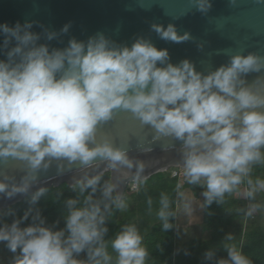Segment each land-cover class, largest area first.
I'll return each mask as SVG.
<instances>
[{"label": "clouds", "instance_id": "obj_1", "mask_svg": "<svg viewBox=\"0 0 264 264\" xmlns=\"http://www.w3.org/2000/svg\"><path fill=\"white\" fill-rule=\"evenodd\" d=\"M191 3L201 12L211 7L209 0ZM31 27L27 22L13 27L0 24V33L6 37L4 47L9 38L16 41L7 60L0 61V163L10 157L26 161L31 179H35L31 174L41 167L48 168L46 158L89 165L99 157L108 161L112 169L118 165L131 169L134 164L125 151L113 148L106 139L96 142L98 125L111 120L116 110L129 111L141 124L152 126L157 135L184 141V168L167 172L178 180V190L188 182L197 184L203 180L207 190L202 202L206 199L211 203L231 192L250 171L248 166L261 159L264 112L255 109L264 107V95L241 87L240 79L242 74L264 67L261 57L236 55L230 65L205 76L196 72L188 60L176 66L168 63L167 50H158L142 38L130 48L110 47L102 35L90 38L86 44L72 39L67 48L50 53L46 45H37L39 36L29 31ZM151 28L166 41L180 43L189 39L187 33L178 35L172 24L166 28L153 24ZM67 30L66 25L62 31ZM53 35L47 38L52 39ZM136 167L138 178L143 165ZM100 176L85 178L77 185L81 194L88 189L91 193L81 207H76V200L67 201L64 230L44 227L39 216L34 218L39 223L23 229L19 227L21 221L13 222L8 229L0 228V241H7L13 253L20 250L16 264H80L73 254L85 251L93 243L99 246L90 252V259L101 264L96 258H102L107 264L110 257L103 242L107 232L103 227L105 213L112 205L122 207L123 203L116 192L117 185L111 182L104 185L101 199H93ZM142 182L145 181L131 182L127 189L130 186L136 191ZM27 186L26 179L7 194L24 192ZM243 186L242 191L251 196L254 185ZM8 188L0 182V193ZM42 192L43 189L33 201ZM186 193L178 195L174 213L175 245L179 248L189 239L183 234L177 213L181 205L195 207V203L184 200ZM182 194L185 202L179 204ZM161 204L158 215L168 229L170 213L163 210L168 207L167 199L163 198ZM227 239L236 242L231 236ZM141 242L137 229L126 227L111 242L118 253L117 264H144L147 251ZM225 247L226 258L219 257L220 264H250L235 245Z\"/></svg>", "mask_w": 264, "mask_h": 264}, {"label": "water", "instance_id": "obj_2", "mask_svg": "<svg viewBox=\"0 0 264 264\" xmlns=\"http://www.w3.org/2000/svg\"><path fill=\"white\" fill-rule=\"evenodd\" d=\"M211 7L201 12L191 0H0V24L13 27L31 23L30 32L37 34V45H46L49 52L63 50L69 41L87 43L90 38L102 35L110 47H131L137 39L149 41L158 50H167L173 66L188 60L194 70L208 75L221 66L230 65L236 55H255L264 63V0H209ZM175 26L178 35L187 33L189 39L175 43L161 39L151 25ZM68 26L67 32L62 31ZM49 34H54L48 39ZM0 33V61L7 60V53L16 41ZM160 67L161 65H157ZM241 87H250L264 95V67L259 71L242 74ZM264 112V107L255 109ZM108 140L113 148L126 152L133 161L131 169L94 159L91 164L66 159L46 158L49 166L41 167L30 178L26 161L9 158L0 163V182L9 186L0 193V211L13 206L26 197L51 187L67 184L73 187L93 176L110 173L111 183L117 185L121 200L129 183L146 181L171 168H184L183 140L172 136L157 135L155 129L141 124L127 110H116L113 118L98 125L96 142ZM95 145H90L94 147ZM143 165L138 173L136 165ZM7 178V179H6ZM27 179V189L9 196L12 187H20Z\"/></svg>", "mask_w": 264, "mask_h": 264}, {"label": "trees", "instance_id": "obj_3", "mask_svg": "<svg viewBox=\"0 0 264 264\" xmlns=\"http://www.w3.org/2000/svg\"><path fill=\"white\" fill-rule=\"evenodd\" d=\"M260 152L261 159L248 166L250 171L242 176L240 187L235 186L231 192L225 193L222 198L214 199L211 203H207L205 199L206 211L202 225L209 231L210 240H228L227 237L231 236L234 241L243 243L242 255L249 260L250 264H264V219L258 218L257 225L250 227L246 216L250 207L258 203L262 196L258 191L253 192L251 196H247L245 192L239 194L238 189L241 190V184L254 186L264 184V147L260 149ZM100 178L97 191L93 196L95 200L102 198L104 185L111 182L110 173H105ZM77 185L70 187L63 184L56 188L51 187L41 193L35 201L33 197L37 193L0 211V228L8 229L13 222L21 221L19 227L23 229L39 223L34 219L39 216L44 221V227L52 231L64 230L68 215L67 201L76 200V207H81L84 199L91 193V189H88L81 194ZM187 189L193 192L196 199L204 196L203 193L207 190L202 180L197 184L188 182L178 190V180L172 178L170 172L152 176L149 180L140 183L136 191L129 186L122 200L123 206L112 205L109 212L105 213L103 227L107 229V232L103 236V242L106 244V252L110 257L107 264H117L118 253L111 247V242L128 226H134L142 237L141 246L147 251L144 264H200L201 259H205L209 264H220L219 257L224 259L226 256L210 254L201 258L200 251L195 249L197 241L189 240L181 248L175 245L176 199ZM163 198H166L168 202V207L163 210L170 213L167 223L171 227L168 229L163 227L165 221L158 215L163 208L161 204ZM186 202L192 204V202ZM25 215L27 219H24ZM198 226L194 223L191 229L193 227L197 229ZM65 236H67L66 231ZM98 246L93 243L85 251L73 254V259L80 264H95L94 260L90 259V252ZM19 255V249L13 253L7 247V241H0V264H16ZM96 259L104 264L102 258Z\"/></svg>", "mask_w": 264, "mask_h": 264}, {"label": "crops", "instance_id": "obj_4", "mask_svg": "<svg viewBox=\"0 0 264 264\" xmlns=\"http://www.w3.org/2000/svg\"><path fill=\"white\" fill-rule=\"evenodd\" d=\"M202 199H198L196 202H201ZM205 204V199L203 200ZM198 203L195 205L196 210H200L202 207V203ZM193 204V202H192ZM201 211V210H200ZM194 214L192 212H186L188 215V220L186 222H182L181 224L188 225L187 227H183L180 224L181 229H183V234L189 240L197 241V245L195 249L199 250L203 253L204 256H208L210 254H219L222 251V245L226 243V240H210V233L208 230H205L202 225L204 222V211L201 213ZM199 225L197 229H191L193 224ZM195 244V242H193ZM227 252V250L225 251Z\"/></svg>", "mask_w": 264, "mask_h": 264}, {"label": "rangeland", "instance_id": "obj_5", "mask_svg": "<svg viewBox=\"0 0 264 264\" xmlns=\"http://www.w3.org/2000/svg\"><path fill=\"white\" fill-rule=\"evenodd\" d=\"M236 186L237 187H240V184L239 185H236ZM243 188H244V186L241 185V190L238 189V191H239L238 193H243V191H242ZM245 190L248 191L249 189H245ZM190 191H191L190 189H187V190H185L183 192V193L188 192V193H186V195L184 197V200L185 201L192 200L191 202L195 203L194 206L196 204H198V203H201L202 201L201 202H196L198 199L194 198V196L192 194H190L191 193ZM256 191L261 192L262 199L261 200H258L259 201L258 203L253 204V207H251L250 208V211L248 212L249 213L248 216L250 218V220L248 222V226H250V227H254V226L257 225V223H258L257 217H264V187H262L261 185H259V186H253V192H256ZM202 198H203V196H202ZM184 200H183V194H182L180 196V198H179V204L185 202ZM253 201H255V200H253ZM200 210H195V207H193V206L191 208L190 207L189 208H184L183 205H181V207L179 208V211L177 213V219L180 222H186L188 220V215L186 214V212H192L194 214H198L199 211H200V213L202 211L205 212L206 211L205 206H202L200 208ZM181 225L183 227H187L188 226V225H185V224H181ZM227 241L228 242H226L224 245H222V251H221L222 256H225V251H226V247L225 246L226 245H229V246L235 245V247L242 253L243 243L238 244L236 242H229V240H227ZM198 253H199V251H198ZM199 256H201V258L204 257V255H203L202 252L199 253ZM199 263L200 264L206 263V261L204 259H201Z\"/></svg>", "mask_w": 264, "mask_h": 264}, {"label": "built area", "instance_id": "obj_6", "mask_svg": "<svg viewBox=\"0 0 264 264\" xmlns=\"http://www.w3.org/2000/svg\"><path fill=\"white\" fill-rule=\"evenodd\" d=\"M176 173H174V175H175Z\"/></svg>", "mask_w": 264, "mask_h": 264}]
</instances>
